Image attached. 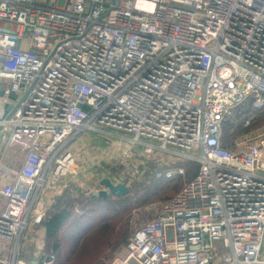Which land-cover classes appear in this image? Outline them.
Masks as SVG:
<instances>
[{"label":"built area","instance_id":"2783aa9c","mask_svg":"<svg viewBox=\"0 0 264 264\" xmlns=\"http://www.w3.org/2000/svg\"><path fill=\"white\" fill-rule=\"evenodd\" d=\"M250 97L264 109V0H0V264H39L25 240L42 253L71 185L129 189L150 165L171 181L185 163L198 175L115 264H264V130L221 146ZM84 132L113 164H79Z\"/></svg>","mask_w":264,"mask_h":264},{"label":"trees","instance_id":"16d2710c","mask_svg":"<svg viewBox=\"0 0 264 264\" xmlns=\"http://www.w3.org/2000/svg\"><path fill=\"white\" fill-rule=\"evenodd\" d=\"M253 101L252 97L247 99L223 123V148L231 149L239 137L264 130V109H254ZM247 120L249 126H245ZM179 167L184 168L185 174L166 181L156 179L150 165L146 177L134 183L124 197L109 195L101 200L77 192L73 185L66 188L55 197L43 221L45 239L39 264H106L116 259L131 235L160 213L146 214L142 209L156 201H169L198 175V164H178L176 168Z\"/></svg>","mask_w":264,"mask_h":264},{"label":"rangeland","instance_id":"374dc122","mask_svg":"<svg viewBox=\"0 0 264 264\" xmlns=\"http://www.w3.org/2000/svg\"><path fill=\"white\" fill-rule=\"evenodd\" d=\"M2 135L6 136L5 133H3ZM105 137L106 136L104 134L84 132L74 142H72L70 149L72 150V152L80 156L81 163L79 164H83L84 166H86L85 169H88L87 165L90 163V160L93 161L92 158H96L94 159V161L101 164L103 168H107L106 167L107 165H104V163H109V162H111L112 164L114 163V161L110 160L108 157V155H110L113 152L112 145L105 142L106 141ZM0 147H1V141H0ZM96 155L99 156L98 159ZM94 169H96V167L95 168L90 167L88 170L89 172L88 174L94 175L96 173V170ZM82 180L88 182L84 177L82 178ZM4 204H5L4 199L0 197V212H2V210L4 209ZM162 205H163V201H156L155 203L142 209V211L146 214L158 213L160 212V206L162 207ZM134 222L136 223V220ZM25 242L29 243V249L28 251L23 250L24 252H22V258L26 259L27 261L30 259L32 260V262L35 260L40 261V256H41L40 241L36 240L35 242H33L31 238H27ZM123 248L118 252V256L116 257V259L122 255ZM116 259H114L111 262L106 261V264H115ZM45 264H49V263L45 262Z\"/></svg>","mask_w":264,"mask_h":264},{"label":"water","instance_id":"95a60500","mask_svg":"<svg viewBox=\"0 0 264 264\" xmlns=\"http://www.w3.org/2000/svg\"><path fill=\"white\" fill-rule=\"evenodd\" d=\"M11 115L12 113L10 114V116ZM100 185L104 189L99 191L97 194H94V196H97L101 200H106L109 195L113 196L114 198H117L121 196H127L130 193L129 189L124 184L114 185L111 181L107 179L101 180Z\"/></svg>","mask_w":264,"mask_h":264}]
</instances>
